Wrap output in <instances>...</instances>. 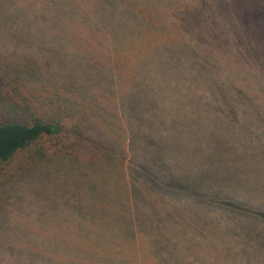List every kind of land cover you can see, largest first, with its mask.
Listing matches in <instances>:
<instances>
[{"label": "trees", "instance_id": "16d2710c", "mask_svg": "<svg viewBox=\"0 0 264 264\" xmlns=\"http://www.w3.org/2000/svg\"><path fill=\"white\" fill-rule=\"evenodd\" d=\"M239 2L245 4L0 0V228L10 213L4 189L37 175L41 186L33 192L40 196L52 188L61 200L56 204L53 198L51 216L64 225L74 222L78 216L70 207L76 197L67 194L79 190L83 175L92 171L103 173L92 183L110 184L96 191V208L128 216L124 234L135 240L133 249L106 251L111 255L102 264L154 263L153 244L147 241L150 219L146 210L133 209L134 192L152 205L164 195L200 199L216 216L248 215L264 224V0H247L237 13L233 8ZM33 43L43 48L28 55ZM200 58L210 61V71ZM210 81L223 91L201 99L200 86ZM186 89L202 114L182 100ZM157 92L172 107L148 112L140 97ZM190 113L197 118L185 117ZM176 117L182 118V135L191 132L182 140L191 138L188 149L201 163L197 168L205 169L204 153L211 160L217 180L212 191L182 184L163 167L157 175L145 159L141 137L173 128ZM82 193L93 202V194ZM63 197L67 205L60 209ZM233 222L241 231L243 224ZM71 231L59 251L13 254L7 248L0 250V264H30L33 257L48 264H91L83 241L73 238L80 232ZM162 254L159 262L174 261Z\"/></svg>", "mask_w": 264, "mask_h": 264}, {"label": "rangeland", "instance_id": "374dc122", "mask_svg": "<svg viewBox=\"0 0 264 264\" xmlns=\"http://www.w3.org/2000/svg\"><path fill=\"white\" fill-rule=\"evenodd\" d=\"M236 1L239 0H233V5ZM240 3L237 4V8H233L234 11L243 10L245 6L249 5L247 0H245L244 5H240ZM29 46L32 49H29L28 55H37L40 49L43 48L42 44L33 43ZM188 60L190 62L194 61L195 57L189 56ZM200 63L204 69L211 70V63L208 59L200 58ZM260 64L262 66L261 70L264 72V61ZM162 69L165 70L166 68L163 66ZM157 73L159 75V70ZM193 73H190V75L192 76ZM200 90L201 99L212 96L215 91H223L214 88L211 81L209 84L204 83L200 86ZM183 91L185 97L182 96V100L187 99L189 103L187 106L191 107V110L201 113V109L200 111L194 109L192 91H187V89ZM157 93L156 97L143 95L140 97L142 106L149 110L148 112L154 110L160 113L172 107L171 104L163 102L164 98H162L160 92ZM223 95L221 94V96ZM205 103L211 104V102ZM208 113L211 116V110ZM185 117L197 118V115L190 113L186 114ZM212 119L211 116L210 122ZM181 121L182 118L176 117L173 128L155 133V137L147 134L141 137L145 149V159L150 166L153 165L152 171L157 175L162 174L163 167L169 171L168 174L175 173L174 176L180 183L209 192V189L217 183L210 166L211 160L204 153L206 157L203 159L206 165L202 166L205 169L197 168L201 163L190 154L194 149H188L191 138L182 140L191 135V132L182 135L179 128ZM158 143L160 147L157 151H154L152 148ZM205 143L203 149L207 153L209 142L206 141ZM174 154L175 158H172ZM102 174L98 171L86 172L83 176L87 177L81 182L79 190L77 188L73 194H67V198L70 196L76 197L70 210L77 213L78 218L66 225L63 221L58 222V219L50 214V207H53L52 203L56 192H53L52 188L46 189L43 194L41 192L40 196L33 192V188L36 191L41 186L38 183V175L32 180H23L5 188L4 191L9 192V194L3 197V201L10 213L7 216L9 218L7 225L0 228V235L6 234L5 238L3 236L1 238L2 241L4 240V244H0V250L9 248L13 254H20L22 249L56 252L61 250L64 247V241L70 238L69 230L80 232L79 235H74L73 238L77 241H83L81 247H84L83 251H89L87 258L91 261V264H102L111 255L105 253L106 251H116V248L118 250L123 247L133 249L135 240L124 234L125 228L129 227L124 221L128 220L129 217L116 215L114 212L105 214V211L100 212V208H96V204L100 201L97 198L96 194L98 192L96 191L99 187L100 189L108 188L110 184L107 183L106 186V183L104 184L101 181L92 183L90 179L100 177ZM88 181L91 182V187ZM82 184L84 185L83 188ZM78 192L80 195L83 194L82 192L93 194V202L91 203L89 199L85 198L84 194L77 197ZM49 193L51 194L49 195ZM67 198L63 197L60 209L67 205ZM133 198L135 199L133 209L138 210V212L146 210V216L150 219L147 226H151L152 236L148 238L147 235L146 238H148L147 241L150 244H153L152 260L154 263L150 262L149 264H163L159 260L166 256L162 254L165 252H168V258H174V261L170 264H253L252 262L258 259L264 262V224L252 221L248 215H242L243 217L230 214L216 216L213 214L214 207L212 205L206 204L200 199L197 201V199L180 195H164L155 201L156 203L154 202L153 205L148 198H140L135 192ZM59 200L58 197L54 198L56 204ZM81 206H83L82 210ZM124 209L129 208L126 206ZM232 214H234V211H232ZM234 219L238 221L239 225L243 224L241 231L233 222ZM108 232L112 235L106 234ZM30 264L48 263L41 262L33 257Z\"/></svg>", "mask_w": 264, "mask_h": 264}]
</instances>
